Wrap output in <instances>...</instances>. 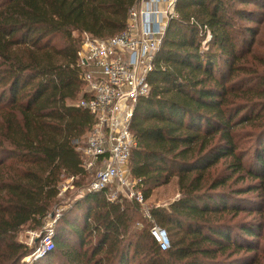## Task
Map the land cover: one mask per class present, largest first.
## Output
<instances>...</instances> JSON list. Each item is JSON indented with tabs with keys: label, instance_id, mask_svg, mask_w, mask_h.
<instances>
[{
	"label": "trees",
	"instance_id": "obj_1",
	"mask_svg": "<svg viewBox=\"0 0 264 264\" xmlns=\"http://www.w3.org/2000/svg\"><path fill=\"white\" fill-rule=\"evenodd\" d=\"M138 1L0 0V264L34 253L38 239L29 247L20 234L42 233L70 179L86 191L32 264H261L260 229L245 216H264L252 196L264 191V0H176L135 107L128 168L146 201L173 179L178 197L147 219L133 200L87 190L82 36L120 34Z\"/></svg>",
	"mask_w": 264,
	"mask_h": 264
},
{
	"label": "built area",
	"instance_id": "obj_2",
	"mask_svg": "<svg viewBox=\"0 0 264 264\" xmlns=\"http://www.w3.org/2000/svg\"><path fill=\"white\" fill-rule=\"evenodd\" d=\"M175 3L176 0H139L129 12L124 31L103 39L84 34L78 54L80 80L87 86L89 97L76 106L87 110L94 119L84 146L79 148L83 168L93 174L87 190L109 191L110 201L121 196L133 200L147 219L151 218L150 209L128 168L136 146L131 124L138 101L150 93L148 79L169 20L175 16ZM66 183L62 193L70 188ZM60 214L61 210H57L42 233H32L38 245L21 264H32L54 250L55 225ZM150 233L163 250L170 249L165 228L153 222Z\"/></svg>",
	"mask_w": 264,
	"mask_h": 264
},
{
	"label": "rangeland",
	"instance_id": "obj_3",
	"mask_svg": "<svg viewBox=\"0 0 264 264\" xmlns=\"http://www.w3.org/2000/svg\"><path fill=\"white\" fill-rule=\"evenodd\" d=\"M92 175L93 174L90 173L91 179H92ZM66 184L70 185V188L64 192V195L66 193H68L70 195V197L67 199L65 197L62 198V200H64V204H62L61 208L59 209V210H61V212L65 209H67V207H69V206H67V203L70 201V199L74 200V198L82 195L83 192L86 191L85 189L80 190V189L73 187L72 182H68ZM177 194H178L177 182H176V179H173L169 185L160 187L153 192V195L151 197L150 202L147 201V206L150 208V207H153L155 205H167L177 198L176 197ZM252 196L254 198H256L257 200H259V202H260L259 205H261V203H264V191L261 192V195L260 194H253ZM245 217H246L245 218L246 221L254 219L253 221H255L256 225L259 226L260 236H259V238H257L256 243L259 244L260 262H261V264H264V259H263V257H264V216L260 217V216L250 215V216H245ZM33 234H36V233H33ZM33 234H32V232L23 231V233L20 234V240L26 242L29 245V247H34L35 244L37 245V241H36L37 237L32 236ZM38 234L39 233H37V235ZM35 261H37V260H34L32 263H34Z\"/></svg>",
	"mask_w": 264,
	"mask_h": 264
},
{
	"label": "crops",
	"instance_id": "obj_4",
	"mask_svg": "<svg viewBox=\"0 0 264 264\" xmlns=\"http://www.w3.org/2000/svg\"><path fill=\"white\" fill-rule=\"evenodd\" d=\"M176 197H178V194H177V196ZM150 200H151V198L148 200V202H150ZM156 206H163V205H156Z\"/></svg>",
	"mask_w": 264,
	"mask_h": 264
}]
</instances>
